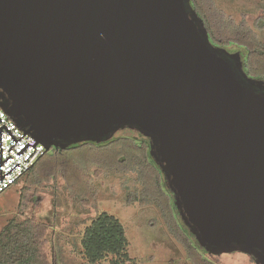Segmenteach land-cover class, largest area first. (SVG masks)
<instances>
[{"label":"water","instance_id":"obj_1","mask_svg":"<svg viewBox=\"0 0 264 264\" xmlns=\"http://www.w3.org/2000/svg\"><path fill=\"white\" fill-rule=\"evenodd\" d=\"M0 102L46 150L149 136L200 245L264 264V83L190 0H0Z\"/></svg>","mask_w":264,"mask_h":264},{"label":"trees","instance_id":"obj_2","mask_svg":"<svg viewBox=\"0 0 264 264\" xmlns=\"http://www.w3.org/2000/svg\"><path fill=\"white\" fill-rule=\"evenodd\" d=\"M190 5L207 29L211 43L224 49L230 57V53L241 51V65L232 58L241 73L264 83V39L259 34L264 32V13L251 24L246 18L237 20L227 14L217 6L215 0H190ZM138 132L139 137L113 135L101 142L83 140L66 147L53 145L28 175L32 176L37 186L65 190L71 199L78 200L87 209L97 205L95 179L108 176L113 171H134L141 184L140 195L134 198H138L143 205H156L169 230L187 250L192 264H216L206 257L207 253L213 252L200 245L183 220L175 193L168 186L162 167L151 153L150 137ZM37 194V191L32 194L29 186L22 187L19 207L22 210L30 209L32 216L24 221L12 219L1 228L0 264H48L42 250L53 224L37 215L41 210ZM81 243L90 263H97L108 255L122 257V264L129 260L126 252L129 240L125 227L108 212L97 213L93 217L84 230ZM251 257L256 262V258Z\"/></svg>","mask_w":264,"mask_h":264},{"label":"rangeland","instance_id":"obj_3","mask_svg":"<svg viewBox=\"0 0 264 264\" xmlns=\"http://www.w3.org/2000/svg\"><path fill=\"white\" fill-rule=\"evenodd\" d=\"M217 6L237 20L246 18L249 23L264 13V0H215ZM264 39V32H259ZM242 64L241 51L230 53ZM135 136L140 133L133 128H121L114 137ZM98 188L97 205L84 208L78 200L71 199L65 190L53 186H37L32 176L26 175L16 186L0 196V230L10 220L24 221L32 211L19 207V197L24 186L40 200L41 210L37 215L46 219L52 229L43 245V256L48 264H122V257L108 255L105 259L90 263L81 243L84 230L97 213L108 212L124 225L129 240L125 264H192L181 241L167 227L155 204L143 205L139 196L141 184L137 173L110 172L94 180ZM38 202V201H37ZM198 246V244L196 243ZM200 251H203L200 248ZM206 254V253H205ZM206 257L216 264H256L253 257L241 251L207 253ZM52 260V261H51Z\"/></svg>","mask_w":264,"mask_h":264},{"label":"built area","instance_id":"obj_4","mask_svg":"<svg viewBox=\"0 0 264 264\" xmlns=\"http://www.w3.org/2000/svg\"><path fill=\"white\" fill-rule=\"evenodd\" d=\"M45 151V144L21 128L0 102V196L28 175Z\"/></svg>","mask_w":264,"mask_h":264},{"label":"flooded vegetation","instance_id":"obj_5","mask_svg":"<svg viewBox=\"0 0 264 264\" xmlns=\"http://www.w3.org/2000/svg\"><path fill=\"white\" fill-rule=\"evenodd\" d=\"M221 253V252H220ZM247 254V253H246ZM248 255H250V254H248ZM251 256V255H250ZM256 263V262H255ZM257 264V263H256Z\"/></svg>","mask_w":264,"mask_h":264}]
</instances>
